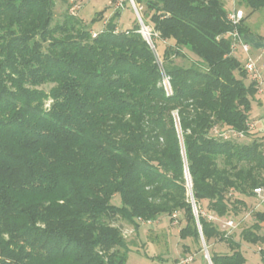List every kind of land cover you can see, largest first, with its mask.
Returning <instances> with one entry per match:
<instances>
[{
  "label": "trees",
  "instance_id": "trees-1",
  "mask_svg": "<svg viewBox=\"0 0 264 264\" xmlns=\"http://www.w3.org/2000/svg\"><path fill=\"white\" fill-rule=\"evenodd\" d=\"M134 3L150 42L138 21L118 30L120 13L93 33L69 8L56 22L55 0H0V264H127L136 244L116 223L175 213L199 251L202 237L229 247L211 264H246L242 242L264 264V211L241 240L200 211L236 215L235 194L264 187V135L249 128L259 93L232 49L231 33L253 36L247 19L233 25L223 0ZM157 38L173 42L162 56ZM184 50L189 66L176 64Z\"/></svg>",
  "mask_w": 264,
  "mask_h": 264
},
{
  "label": "rangeland",
  "instance_id": "rangeland-1",
  "mask_svg": "<svg viewBox=\"0 0 264 264\" xmlns=\"http://www.w3.org/2000/svg\"><path fill=\"white\" fill-rule=\"evenodd\" d=\"M223 1L227 12H231L233 9L242 10L245 14L244 18L247 19L245 25L248 27L250 33L259 36L264 41V8L252 12L243 0H235L233 4L229 2L230 0ZM55 2L56 22L62 20L64 12L69 8L71 14L81 18L93 33H97L104 28L106 22L113 15L120 13V18L117 20L118 30L129 29L138 21L142 26V33H145V36L149 39L148 41H151L149 34L153 31V25L145 26L143 24L145 7L135 5L134 0H69L68 4H65L62 0H55ZM100 11H103L102 16L98 18V22L92 27L90 22L96 17V13ZM156 43L160 56H162L167 46L173 44L172 41H163L158 38ZM184 52L187 59L177 58L176 64L189 66L192 61L196 60V57L188 50H184ZM250 55L264 74L262 70L264 66V50H256L251 47ZM241 59L243 62L244 57L242 55ZM259 100L253 102L249 125L252 126L250 132L256 135H264V95L260 96ZM234 133L236 132L231 130L223 132L225 136L238 142H249V139H251L247 136H237ZM187 177L188 189L190 191L191 178L188 173ZM235 198H242L246 203V207L239 208L236 215L231 214L225 218H217L208 213L206 201L202 202L200 211L204 216L214 221L221 231L227 232L236 240H241L240 233L242 229L251 226L255 222L253 214L258 211H264V204H260L255 197L246 198L235 194L232 199ZM190 200L193 206H195L192 194ZM194 213H198L195 208ZM175 215L177 216L176 218L174 217ZM183 219L184 216L181 213H175L173 216L164 215L155 222L142 223L139 229L121 221L117 222L116 225L122 228L126 241L129 244L131 241L136 244L129 253L127 264H206V262H209L206 259V256L209 258V250L221 254L230 252L229 247L225 243L217 241L213 242L209 249H204L205 242L203 237L201 240L202 251H199V245L192 238L182 240L180 238V231L185 225ZM231 221L235 227L228 225ZM259 250V245L242 242V252L245 256L246 264H262ZM144 253H147V255ZM190 258H193V260L186 262Z\"/></svg>",
  "mask_w": 264,
  "mask_h": 264
},
{
  "label": "built area",
  "instance_id": "built-area-1",
  "mask_svg": "<svg viewBox=\"0 0 264 264\" xmlns=\"http://www.w3.org/2000/svg\"><path fill=\"white\" fill-rule=\"evenodd\" d=\"M244 16H245L244 12L242 10H237V9H233L231 12L228 13L229 21L235 26H238L240 24ZM143 35L145 36V33ZM231 36L233 38V44H232L233 51L234 52L239 51L241 55L244 57L243 59L244 69L246 70L250 79L256 82L258 93L264 94V74L258 68L257 63L250 55V48H251L250 44L246 43L237 32L231 33ZM146 39L149 40L147 37ZM163 84L166 92L168 94L172 93L171 84L169 78L166 77V75H164L163 77ZM249 128H252V126L249 125ZM234 134L238 136H242V134H236V133ZM221 136L228 138L227 136H225V134H221ZM254 194H255V198L259 201V203L264 204V187L256 188L254 190ZM194 208L196 210L195 206ZM174 217L176 218L177 216L175 215ZM228 225L230 227H235L232 221L229 222ZM192 259L193 258H190L186 260V262L191 261ZM208 260L210 259L208 258Z\"/></svg>",
  "mask_w": 264,
  "mask_h": 264
},
{
  "label": "water",
  "instance_id": "water-1",
  "mask_svg": "<svg viewBox=\"0 0 264 264\" xmlns=\"http://www.w3.org/2000/svg\"><path fill=\"white\" fill-rule=\"evenodd\" d=\"M243 40L250 44V46L256 50H264V41L259 39L258 37L255 36H245ZM206 259L208 257L206 256ZM209 264H211V261L209 260Z\"/></svg>",
  "mask_w": 264,
  "mask_h": 264
},
{
  "label": "crops",
  "instance_id": "crops-1",
  "mask_svg": "<svg viewBox=\"0 0 264 264\" xmlns=\"http://www.w3.org/2000/svg\"><path fill=\"white\" fill-rule=\"evenodd\" d=\"M234 1H235V0H230L229 2H230L231 4H233ZM253 36L258 37V38L260 39L259 36H256V35H253ZM262 70L264 71V66L262 67ZM262 95H264V94H259L258 96L260 97V96H262Z\"/></svg>",
  "mask_w": 264,
  "mask_h": 264
}]
</instances>
